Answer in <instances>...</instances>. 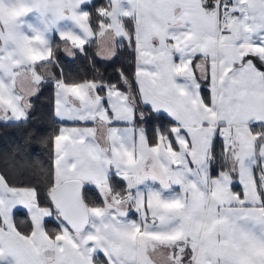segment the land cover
Segmentation results:
<instances>
[{
  "label": "snow or ice",
  "instance_id": "obj_1",
  "mask_svg": "<svg viewBox=\"0 0 264 264\" xmlns=\"http://www.w3.org/2000/svg\"><path fill=\"white\" fill-rule=\"evenodd\" d=\"M0 126V264H264V0H0Z\"/></svg>",
  "mask_w": 264,
  "mask_h": 264
},
{
  "label": "trees",
  "instance_id": "obj_2",
  "mask_svg": "<svg viewBox=\"0 0 264 264\" xmlns=\"http://www.w3.org/2000/svg\"><path fill=\"white\" fill-rule=\"evenodd\" d=\"M97 3L102 2V0H96ZM94 49H90V51H93ZM66 67H71L73 71H75L78 67H84L87 68V62L83 60H76L70 65L66 64ZM98 67L101 69V71H107L111 72V66H106L104 64H98ZM52 87L51 86H45L40 93L39 99H34L33 103L35 105L36 109V115L40 116L41 119L36 120L32 122L31 126L35 128H39L41 131L47 130L49 127L47 116L51 111L52 108ZM22 139V130L17 129L15 127H5L0 126V149L7 148L9 146L10 141L17 142ZM38 153L41 154L42 159H47V153L36 147L33 146Z\"/></svg>",
  "mask_w": 264,
  "mask_h": 264
},
{
  "label": "rangeland",
  "instance_id": "obj_3",
  "mask_svg": "<svg viewBox=\"0 0 264 264\" xmlns=\"http://www.w3.org/2000/svg\"><path fill=\"white\" fill-rule=\"evenodd\" d=\"M13 142L12 141H10V143H9V145H11Z\"/></svg>",
  "mask_w": 264,
  "mask_h": 264
},
{
  "label": "crops",
  "instance_id": "obj_4",
  "mask_svg": "<svg viewBox=\"0 0 264 264\" xmlns=\"http://www.w3.org/2000/svg\"><path fill=\"white\" fill-rule=\"evenodd\" d=\"M97 2V1H96Z\"/></svg>",
  "mask_w": 264,
  "mask_h": 264
}]
</instances>
